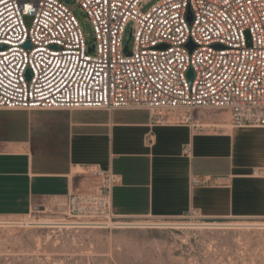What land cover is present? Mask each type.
<instances>
[{"label":"built area","instance_id":"1","mask_svg":"<svg viewBox=\"0 0 264 264\" xmlns=\"http://www.w3.org/2000/svg\"><path fill=\"white\" fill-rule=\"evenodd\" d=\"M73 1L0 0V109H145L195 126V110L217 109L234 126L264 127V0H160L146 12L144 0ZM93 173L95 191L68 199L74 227L116 217L117 176Z\"/></svg>","mask_w":264,"mask_h":264},{"label":"crops","instance_id":"2","mask_svg":"<svg viewBox=\"0 0 264 264\" xmlns=\"http://www.w3.org/2000/svg\"><path fill=\"white\" fill-rule=\"evenodd\" d=\"M96 169L118 178L117 217L264 218V127L145 109H0V216L94 192Z\"/></svg>","mask_w":264,"mask_h":264},{"label":"rangeland","instance_id":"3","mask_svg":"<svg viewBox=\"0 0 264 264\" xmlns=\"http://www.w3.org/2000/svg\"><path fill=\"white\" fill-rule=\"evenodd\" d=\"M159 1L144 0L142 11ZM70 6H74L73 0ZM73 12L87 42L93 44L95 33L90 18L80 6ZM31 21L26 17L29 26ZM131 28L132 23L124 34L130 48ZM193 117L205 128L232 124L226 110L200 108ZM67 205L59 202L24 216H0V264H264V226L199 225L264 224V218L212 219L191 212L178 218L116 216L105 228L27 225L35 220L72 222Z\"/></svg>","mask_w":264,"mask_h":264},{"label":"bare ground","instance_id":"4","mask_svg":"<svg viewBox=\"0 0 264 264\" xmlns=\"http://www.w3.org/2000/svg\"><path fill=\"white\" fill-rule=\"evenodd\" d=\"M223 113V112H222ZM208 114V113H207ZM221 114V113H220ZM224 116V115H223ZM221 117V116H220ZM45 225V226H75L76 222H68V221H64V220H45V221H29L27 223V225ZM121 225H138L137 223H121ZM187 225V224H186ZM200 226H231V225H240V226H264V224H253V223H243V224H199ZM108 226V225H107ZM106 225H102V226H97V227H94V228H105L107 227ZM140 226V225H139Z\"/></svg>","mask_w":264,"mask_h":264},{"label":"water","instance_id":"5","mask_svg":"<svg viewBox=\"0 0 264 264\" xmlns=\"http://www.w3.org/2000/svg\"><path fill=\"white\" fill-rule=\"evenodd\" d=\"M67 3L70 1V0H65ZM190 19H191V15H190ZM30 44L28 43L27 44V46H29ZM127 47H128V41L126 42V52H127ZM192 48H194V46L192 45ZM93 49V48H92ZM193 76H194V73H193V70L192 69H190L189 71H188V78L190 79V80H192L193 79Z\"/></svg>","mask_w":264,"mask_h":264}]
</instances>
